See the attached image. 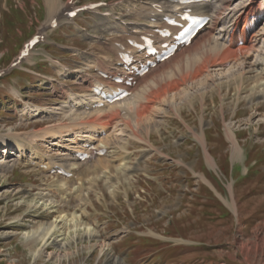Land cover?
I'll use <instances>...</instances> for the list:
<instances>
[{"label": "rangeland", "instance_id": "obj_1", "mask_svg": "<svg viewBox=\"0 0 264 264\" xmlns=\"http://www.w3.org/2000/svg\"><path fill=\"white\" fill-rule=\"evenodd\" d=\"M69 1L73 7L106 5L80 12L74 20L57 16L61 5ZM136 3L139 1L0 0V136L10 134L12 143L15 136H29L49 124L68 122L66 114H29H35L37 108L59 106L68 90L82 94L79 76L93 73L88 68L90 59H103L102 45L122 40L110 30L121 29L120 20L144 22L131 14ZM53 16H57L58 26L45 28ZM37 34L44 36L43 41L22 64L10 69L23 44ZM261 46L260 41L257 57L263 52ZM242 53L249 61L255 59L254 49ZM192 60L203 65L202 57ZM238 62L223 67L225 77H209L210 71L218 73L209 68L195 82L182 81L184 92L156 103L145 123L135 130L137 138L122 136L125 150L115 148L110 156L111 164L128 162L133 170L127 174L112 167L109 184L105 176L86 184L82 204L77 193L64 194L66 191L49 193L58 201L57 208L37 201V192L43 191L40 188L58 189L64 177L37 170L24 172L23 165L14 172L9 170L6 177L0 170V264H120V259L123 264H264V97L256 95L252 78L240 76L243 70ZM232 131L242 136L240 147L252 156L240 164L239 173H231L226 162L232 152L228 141ZM194 133L201 143L205 135L209 147L198 141L197 146L192 145ZM54 141L48 143L51 149ZM48 145L41 147L44 152ZM96 162L83 165V170L100 169L103 164ZM258 165L263 166V173L255 168ZM202 173L210 183L200 178ZM74 212L97 235L69 232L71 237L61 247L62 229L58 239L51 238L34 260L23 232L32 230L37 221L52 220L59 213L71 217Z\"/></svg>", "mask_w": 264, "mask_h": 264}, {"label": "bare ground", "instance_id": "obj_2", "mask_svg": "<svg viewBox=\"0 0 264 264\" xmlns=\"http://www.w3.org/2000/svg\"><path fill=\"white\" fill-rule=\"evenodd\" d=\"M138 1L137 9L133 10L131 8V11H134L138 20H146V22L131 23L135 27H125L122 25V27L120 26L121 29H112L110 33L116 32L123 39L126 38V40H139L141 36L151 34L154 29L161 27L165 15L174 16L183 8L182 5L178 4L177 1L179 0ZM61 6V8H57L59 15L66 14L74 9L70 3ZM186 7L192 8L193 12L199 16H209V23L195 36L189 46L180 49L170 59L157 65L147 74L140 77L137 85L129 87L132 92L130 97L113 104H107L101 108L96 107L95 104L98 99L92 92L95 84H103L107 89L117 85L109 80L102 81L97 74L94 76L87 73L79 76V84L84 86L82 87L84 88L82 94H76L74 90H68L63 103L59 104V106H54L50 110H47L48 108H37L34 110L35 114H29L30 116L40 117H43L44 114H48V116L53 114H59L58 116L62 114L63 116V114H66L65 117L68 116V122L49 124L40 131H36L31 135L28 134L29 136H15L14 139H17L12 143L10 134L0 136V170L2 176L6 177L9 170L15 171L20 165L24 166V172L37 170L45 172L50 176L53 170L57 172L55 174L57 176L58 171L63 169L71 173L72 176L69 179L65 177L58 189L40 188L43 191L37 192L39 195L37 201H42V204L48 205L51 208H57L58 201L53 200L54 198L49 193L51 191L55 193L66 190L67 192L63 191L65 192L64 194L77 193L79 202L82 204V194L84 193V189L88 187L86 184H91L92 181L94 182V179L101 180L104 176L106 177L105 183L109 184L112 167L118 172H122L120 169H123L127 174L133 170V168L127 166L128 162L111 164L113 163V160H110L111 154L115 152V148L120 151L122 149L125 150V147H123L124 138L122 136H128L129 139L137 138L135 130L139 129L144 120H147L145 118H147L148 111L156 103L158 105L162 104L167 99H170L169 96L175 97L179 95L178 91L184 90L182 88V81L193 80L195 82L194 79H198L209 68L218 71L217 74H214L209 70V77L212 76L215 79L217 76L225 77V75H222L223 71H221L224 70L223 67L227 65L233 66V64L240 61L243 73L240 74L241 72L239 71L236 75H247L252 78L256 95L264 97V21H262L264 18V0H211L209 3H193L186 5ZM151 18H155L156 20L152 22ZM260 41L262 42L260 49L263 52L257 57L260 53L257 44ZM104 44L101 51L103 59L96 56L90 59L91 68L96 73L105 72L114 77L123 76L126 78L132 76L130 71H128L129 68L123 69L118 64V53L122 46H128L127 41L126 43H122L121 40L116 38ZM201 49L202 51L200 52ZM249 49L255 50V59L251 61L247 59L246 54L242 53ZM133 51L137 59L146 60L145 54L138 52V49ZM92 55L94 56L95 54ZM193 56L198 61L202 57L204 59L203 65L200 62L198 64L194 63V60H192ZM236 75L233 74V77ZM81 113L85 115L81 116ZM123 116L127 119H124ZM127 131L130 133L127 134ZM50 139L56 140L52 145V149L48 145ZM229 139L232 141L233 147H236L237 140L233 132ZM204 143L205 139L203 137L202 144L204 145ZM28 145L32 148L29 154L26 152ZM46 145H48L49 150L44 152L41 147ZM102 149H106L103 155L105 160L100 157L97 159V162L95 161L96 163L101 161L102 167L98 170L96 168L92 170L89 168L85 169L86 167H84L83 170V163L78 159L76 154L82 151L90 152L93 154V159H96L94 153ZM52 152L55 153L51 154ZM104 161L105 164L103 163ZM201 175L200 178L207 181ZM68 182L72 184L68 185ZM47 190L50 191L47 192ZM67 215L59 213L52 220L37 221L32 230L23 232L34 260L40 255L41 249L51 243V238L55 241L58 239L57 234L62 229L65 231V236L63 238L64 242L60 245L61 247L67 243L66 241L71 237L69 234L72 232L77 233L81 231L87 237L97 235V231L92 228L89 222L83 220L81 214L74 212L71 217ZM38 242L43 243L41 247L36 246ZM119 263L123 264L124 260L120 259Z\"/></svg>", "mask_w": 264, "mask_h": 264}, {"label": "crops", "instance_id": "obj_3", "mask_svg": "<svg viewBox=\"0 0 264 264\" xmlns=\"http://www.w3.org/2000/svg\"><path fill=\"white\" fill-rule=\"evenodd\" d=\"M223 130V129H222ZM224 130H225V132L227 131V128L224 126ZM234 135H235V137H236V140H237V146L236 147H233V145H232V152L229 154V156L227 155V160H226V162L229 164L228 166L230 167V172L231 173H235V172H237V173H239L240 171H241V166H240V164H244V163H246V162H248L249 160H250V158H252V156H250L246 151H244V149L242 148V147H240V143H239V141H238V139L240 140V139H242V136L241 135H239V133L238 132H234ZM203 137H204V139H205V143H204V145L206 144L207 145V147H209V145H208V143H207V138H205L206 136L205 135H203ZM226 137V136H225ZM184 139H186V137L184 138ZM190 139L193 141V143H192V145H196L197 144V141H198V143H200L202 146H204L202 143H201V141L200 140H198L197 139V137H196V134L194 133L193 134V136L192 137H190ZM197 139V140H196ZM243 140V139H242ZM186 142V140H181V142L180 143H185ZM197 146V145H196ZM208 153H209V155L212 157V159L211 160H213L214 161V159H213V156L211 155V153L209 152V150L207 151ZM204 156H205V159H206V161L209 163V164H211L210 163V160H208V158L206 157V155L204 154ZM263 156V155H262ZM226 157V156H225ZM261 157V156H260ZM262 159V160H261ZM260 159V161L261 162H263V158H261ZM256 162L258 163L259 162V160L257 159L256 160ZM256 162H254V164L253 163H251V167H253V166H255L256 165ZM219 165H220V160H219ZM250 166H248L247 165V167H250ZM256 169H259V168H261L262 169V173H263V166H261V165H258V166H256L255 167ZM253 169H254V167H253ZM202 175L207 179V182L206 183H210L209 182V179H208V176L205 174V173H202ZM201 175V176H202ZM203 179V178H202ZM204 180V179H203Z\"/></svg>", "mask_w": 264, "mask_h": 264}, {"label": "trees", "instance_id": "obj_4", "mask_svg": "<svg viewBox=\"0 0 264 264\" xmlns=\"http://www.w3.org/2000/svg\"><path fill=\"white\" fill-rule=\"evenodd\" d=\"M20 11V10H19ZM20 12H22V11H20Z\"/></svg>", "mask_w": 264, "mask_h": 264}, {"label": "snow or ice", "instance_id": "obj_5", "mask_svg": "<svg viewBox=\"0 0 264 264\" xmlns=\"http://www.w3.org/2000/svg\"><path fill=\"white\" fill-rule=\"evenodd\" d=\"M74 14V13H73Z\"/></svg>", "mask_w": 264, "mask_h": 264}]
</instances>
